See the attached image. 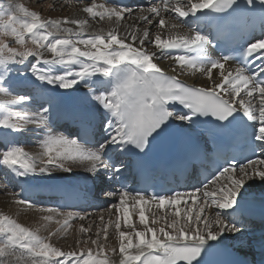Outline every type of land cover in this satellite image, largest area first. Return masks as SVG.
I'll return each mask as SVG.
<instances>
[{
	"label": "snow or ice",
	"instance_id": "6c2138e0",
	"mask_svg": "<svg viewBox=\"0 0 264 264\" xmlns=\"http://www.w3.org/2000/svg\"><path fill=\"white\" fill-rule=\"evenodd\" d=\"M97 7L104 11H94ZM83 11L101 19L105 16L110 20L114 18L118 25L133 9L93 4ZM139 11L148 13L140 15L141 21L157 27L154 37L149 27H145L142 34L136 31L127 36H121L118 28L107 33L100 31L85 35L87 21L84 19H44L39 12L29 10L22 3L0 5V25L10 29L16 43L21 45L20 48L11 47L0 41V93L7 97V104L21 109L33 100L32 95L21 93L10 75L9 65L19 64L25 66L30 74V83L34 87L48 89L50 97L45 100L48 107L41 104L39 110L31 115L8 108L0 112V147L4 148L0 152V166L18 176H52L57 171L71 172L73 166H77L93 176L110 172L108 178L115 179L123 168V162L116 161L114 154L143 153L151 140L163 134L174 120L191 126L200 117H212L216 127L225 130L239 117L236 133L251 146L255 159L247 158L246 163L241 164L235 158H226L209 181L214 187L207 190L206 184L203 191L195 188L190 194L197 208L195 213L189 207L182 217L178 205L187 194L154 195L151 199L157 200L161 208L166 204L177 206L171 221L157 229L149 226L145 215L143 205L149 203L145 193L132 194L128 190L119 193L121 206L129 196L141 205L139 222L144 228L137 230L134 224L129 225L131 213L125 207L124 223L132 231L121 230L119 219L115 223L119 236L118 264H203V256L213 246L211 242H219L225 234L236 238L241 236L243 221H237L233 214L241 206L248 181L258 178L264 182V158H261L264 156V38L255 42L245 41L236 56L213 58L208 49L219 46L225 32L242 18L258 15L264 29V0H189L183 5L180 0H162L159 5L142 7ZM209 13L221 17L215 35L205 34L198 23L201 16ZM165 14H174L181 21L180 24H172V29H179L187 23L196 24V27L164 38L161 33L167 25ZM65 23L78 27L63 28ZM61 32L68 35L61 36ZM72 35L79 38L73 39ZM26 37L31 38L34 47L25 46ZM147 43L154 45L161 54L175 52L166 58L178 65L182 72H199L212 80L216 69L220 81L213 82L211 87L186 84L178 76L163 70L156 62V51L150 52L145 47ZM45 52L50 55L46 56ZM233 59H238L241 66L234 71L226 69V64ZM250 64L255 65L254 71L249 69ZM56 66H62V70L57 71ZM81 85L85 99L94 102L97 111H101L102 127L106 133L102 141L90 140L89 129L94 126L96 118L91 111L78 115L83 125L81 139H69L63 134H54L48 128L53 94L58 90H64L65 94L77 92ZM176 104L182 106L183 114L169 110ZM21 121L25 126L42 125L46 129L41 142L44 151L39 160L8 139L24 130ZM257 149L260 150L259 155ZM221 178L224 183L220 182ZM197 193L201 194L202 203L197 202ZM20 203L30 204L28 201ZM206 208L211 209L214 216L207 215ZM67 215L72 217L71 213ZM64 225H68L67 219ZM81 231L87 229L81 226ZM104 234L107 237L106 230ZM53 235L49 233L48 237H41L0 213V264H11V257H15L17 262L27 257L30 264H109L107 258H100L103 245H99L97 240H91V244L98 245L100 249L95 255L92 248L81 249L79 253L65 252L51 242ZM260 246L264 255V237Z\"/></svg>",
	"mask_w": 264,
	"mask_h": 264
},
{
	"label": "bare ground",
	"instance_id": "6f19581e",
	"mask_svg": "<svg viewBox=\"0 0 264 264\" xmlns=\"http://www.w3.org/2000/svg\"><path fill=\"white\" fill-rule=\"evenodd\" d=\"M188 2L189 0H180L181 4L182 3L187 4ZM42 4L43 6H45V3H42ZM70 4L72 3L70 2ZM93 4L105 5L106 7H111L109 5L102 3L101 0H90L89 2L85 4H81L77 7H75V5L73 6L71 5L74 10L68 13V10L70 8L67 9L63 6L64 8H62L61 10L63 15L62 16L60 15L59 19L61 21L65 19H84L86 20L87 24L84 25L85 35L92 34L95 32H100V31L107 33L108 31L118 28L119 34L121 36H127L130 32H136V31L142 34L143 29L145 27H149L150 33L154 37V34L157 31L156 26L146 25L143 21L139 19L140 15L142 14L148 15V13L146 12L141 13L140 11H136L134 12V14L132 13L130 15H127L117 25L114 22V18L110 20L107 16H105L103 19H101L99 16L93 17L91 16V14L85 13L83 11L85 7L91 6ZM94 11L103 12L104 9L97 7L96 9H94ZM165 19H166L167 25H166L165 30L161 33L162 37L164 38H166L169 34H175L177 31L188 32L190 28L196 27V24L187 23L179 29H172L171 28L172 24H180L181 21L176 19L174 14L172 15L165 14ZM200 21H201V18L199 19L198 23ZM62 27L76 29L78 26L65 23V24H62ZM59 35L67 36L68 34L61 32L59 33ZM72 38L78 39L79 37L72 35ZM147 44L145 45V47L147 48L148 51L150 52L156 51L157 53L156 62L163 68V70L166 73H170L171 75H176L178 76V78L180 79L182 78L183 80L193 84L196 87H211L213 82L218 83L220 81L219 71L216 69L213 70L212 80H209L205 75L199 72H196V73L182 72L178 65L174 64L172 60L166 58L168 55H174L173 52L161 54L160 51L154 47V45L151 46V43H149V45ZM136 46H138V42ZM45 55L49 56L50 54L45 52ZM225 67L226 69H231L233 71L235 68H237L236 66L229 64V63L226 64ZM174 68H175V72H173ZM56 70L57 71L62 70V66H56ZM20 72L21 73L19 75H11L13 77L14 83L17 86V88L21 90L22 94L32 95L33 100L26 107L21 109L18 106L7 104L6 103L7 97L3 93H0V112H2L4 108H8L9 110H12V111H25L31 115L32 113H35L39 110V107L41 104H44L45 107H48L49 105L45 103V100L50 98L48 95L49 90L34 87L30 83L31 76L29 73L26 72L25 67L22 70H20ZM51 98L53 99V105H52V112L50 113V121L48 125V128H50L51 131L56 121V117L60 116L63 112L62 110L65 109L64 101H67V100L78 101L79 103L86 105L90 109H93L100 116H102L101 111H97V106L95 105V103L91 102L90 100L85 99V90L83 88V85H81L80 89L77 92H68L65 94L64 90H58V93L53 94ZM34 101L36 102V104L32 106V103ZM21 125L22 127H24V130H36L37 131V132L30 133L31 137L36 138L35 140H33L35 142H30V144L34 146V148L32 149L33 151H30V152L32 153L31 157L39 160L41 153L44 151L41 142H42V138L45 135L46 129L42 125L29 124L25 126L23 125L22 121H21ZM39 129H41L42 131L40 136L38 135ZM52 132L54 134H61V133H58L57 131H52ZM63 135L71 139L67 135V133H64ZM8 139L13 141L15 139L14 135L9 136ZM24 140H27V138ZM17 146H20V145H17ZM5 169L9 171V173H11L9 179L11 180V177H12L14 179L12 181H16L17 183L12 184L11 182L10 183L7 182V185L10 186V188L12 189L11 191L9 190L4 191L2 195H0V208L6 211L7 209H9L8 210L9 212L13 213L14 215L18 214L21 217V219L22 218L26 219L29 222L30 221L32 223L39 222L41 223V226H49L51 224L53 225L64 224L65 219H67L69 223L70 218H72L67 215L68 212L70 211L56 210L52 207L51 202L49 204L50 200L48 198V194H49V191H51L49 182L52 181L53 178H57L60 181H64V182L75 181L78 183V187L81 188L83 187L85 183L90 181V175H92L91 173L87 172L83 167H77V166H73V170L71 172L65 173V172L57 171V172H54L52 176L41 175V174H36V175L28 174L25 176H18L10 169L6 167ZM221 183H224V181H221ZM208 189L211 190V184L208 186ZM196 195H197V202L202 203V197L199 194H196ZM115 199L116 200L109 199L110 201L108 202V206H107L109 209L108 211H106L107 213H102L100 216L96 217L97 220L100 221L99 225H102V228H101L102 231H100L99 235L95 237V240L98 241L99 245H102L100 244V241H99L100 238H102V240L107 243L103 245V255L100 258H107L109 261V264H118L119 257H120L119 236L115 229V223L117 222V220L119 219L121 223V230L123 231H132L129 225H133V224L135 225L137 230H143L144 228V226L141 225L139 222V210H140L141 205L137 204L135 200L132 199L131 196L125 197L123 206H121L120 204L119 195L115 196ZM20 201H28L30 202V204L20 203ZM115 201L117 202L115 203ZM113 206H116V207H113ZM165 206H167V204ZM255 206L264 207V182H261L258 178L252 181H248L246 185V191L244 192L243 199L241 200V206L238 210L249 212V209L250 208L254 209ZM125 207L128 208V211L131 213V216L129 218V225H126L124 223L123 209ZM175 207L177 206L170 207V209H173V208L175 209ZM178 207L181 210L182 216L184 215L185 210L189 207L193 209V213H195V211L197 210L195 209L196 205H194L190 199V194H187L186 196L182 197V203L178 205ZM143 208L145 211V215L148 219L149 226L156 227L157 229L166 224L167 220L165 219V215L172 216V214H174V210L166 213L164 212L165 211L164 208L166 207L160 208V206H155L154 203H151V202L144 204ZM157 210H161V213L156 212ZM206 210H207L206 211L207 215L213 216L212 215L213 213H211L212 211L211 209L206 208ZM49 216L51 217V219L50 220L46 219V217H49ZM80 217H81L80 219L81 221L84 220L86 222H89L88 220H85L83 218V215H80ZM166 218L168 219V217ZM153 221H155L154 224H153ZM90 223L93 224V222L87 223L89 225H86L85 229H87V231L89 230L90 236H93V233H94L93 230L95 231V228H94L95 225H93L94 226L93 227L90 225ZM181 223H184V222L181 221ZM78 224L79 223H77V225ZM263 227L264 225H261L260 230L255 229L258 231L250 230L249 228L251 227L249 228L244 227V231L241 233V236L238 238L233 237L232 235H229V234H225V237L219 242H211V243H223V244L231 245L233 248L239 249L241 252L246 254L251 260L255 259V257L260 259L262 257L261 246L258 245L257 242L260 241L262 237H264ZM105 230L107 231V237H105V234H104ZM252 232H257V236H254V237L249 236V234L251 235ZM258 232H262L263 235L259 236ZM79 233L80 232H78V234L72 232L71 236L78 235V237H80ZM82 236H84V232L83 234H81V237ZM90 239L87 238V242H91ZM133 239H135L134 234H133ZM88 248H90V246H87V249ZM91 248L93 249L94 255L97 251L100 250L98 248V245H94V244H92ZM81 249L78 248V253ZM113 249H115V251H112ZM26 259L28 258L26 257L24 260ZM24 260H21V261H24ZM10 261L11 263H13L14 261H16V258L11 257Z\"/></svg>",
	"mask_w": 264,
	"mask_h": 264
},
{
	"label": "rangeland",
	"instance_id": "374dc122",
	"mask_svg": "<svg viewBox=\"0 0 264 264\" xmlns=\"http://www.w3.org/2000/svg\"><path fill=\"white\" fill-rule=\"evenodd\" d=\"M57 2L60 4L61 7L59 6V4ZM70 2L72 4H70ZM70 2L68 3L67 1H63V0H0V5H5V4H8V3H12V4L22 3L29 10H33V11L39 12L41 17L44 18V19L60 20L59 19L60 15L61 16L63 15L62 11H61L62 8H64V7L67 8V9L70 8L68 10V13H69V12H72L74 10L72 8L73 5H75V7H77V6L81 5V4H85V3L89 2V1H86V2L85 1H70ZM42 3H45V6H43ZM151 5L152 4L149 3V5L147 4V5L143 6V8H148ZM136 11H139V9H135V10L133 9L132 13L134 14V12H136ZM127 15H129V14H125V17ZM141 25H143V24H141ZM0 41L8 43V45L11 46V47H17V48L21 47V45L16 43L15 37L11 35L10 29L6 30L2 25H0ZM147 45H149V43ZM25 46L28 47V48L34 47L30 37H26V45ZM151 46H152V44H151ZM9 67L11 69L10 73L12 75H19L21 73L20 70L17 71V70H15V68L21 67L23 69L25 66H22V65H19V64H10ZM14 70H15V72H14ZM0 71H2V67H0ZM13 72L16 73V74H13ZM30 142H35V141L28 140V139L27 140H23V142L21 143L22 146L20 145V147H22L26 152L29 153L30 151H33L32 149L34 148V146L30 144ZM15 145H17V144H15ZM30 155H32V153ZM5 175H8L7 171L5 169H1V171H0V195H2V193L4 191H8V190L11 191V189H12V188H10V186L7 185V182H6V186H5V183H4L5 181L3 179V177ZM9 178H10V176H9ZM14 182L15 183H12V182L11 183L12 184H16L17 183L16 181H14ZM108 209L109 208L106 207V209L103 208V209H100L98 211L89 212L87 214L77 213V212L71 213L72 217H75V218H70V222L68 223L67 226H65L64 224H57V225L51 224L49 226H41V223H39V222H37V223L33 222L32 223L31 221L29 222L26 219H23V218L21 219V217L18 214L14 215L13 213L9 212L8 211L9 209H7V211H6V210L0 208V213L9 216L12 220L16 221L18 224H21L22 226L27 227V228L37 232V234L40 235L41 237H45L46 238V237L49 236V233H54V235L51 237V242L56 247L61 248L65 252L76 251L78 253V248H80V249L82 248V249L87 250V246H90V248L92 247L91 242H87V238H89V239L91 238L90 240H95V237H97V235H99L100 231H102V229H101L102 225H99L100 221L97 220L96 217L100 216L102 213H107L106 211H108ZM68 213H70V212H68ZM73 214H75V215H73ZM79 214L83 215V218L85 220H88L89 222H93V224L90 223L91 226L95 225V227L93 226L95 228V231L93 230V232H94L93 236H90V232L88 230V231H84V236L81 237V234H83V232L81 231V226H83V228L85 229L86 225H89V224H87L89 222H86L84 220L81 221L80 220L81 217H80ZM166 217H168V219ZM173 217H174V214H172V216L171 215H168V216L165 215V219L167 220V222H170ZM181 221L184 222L183 219H181ZM77 223H79V224L77 225ZM69 224H71V225H69ZM249 229L253 230V231H258L261 228H259L258 230L251 229V228H249ZM72 232L77 233V234H78V232H80L79 233L80 237H78V235L71 236ZM254 236H256V235H253L251 237H254ZM99 241H100V244H102V245L107 244L106 242H104L102 240V238H100ZM257 243L259 244V241ZM107 249H108V247H107ZM26 261H27V264H30L29 258L24 260V261H21V260L19 262L14 261L11 264H26Z\"/></svg>",
	"mask_w": 264,
	"mask_h": 264
}]
</instances>
